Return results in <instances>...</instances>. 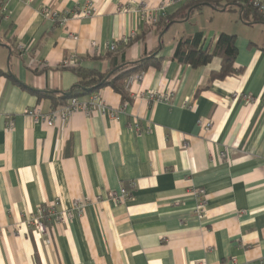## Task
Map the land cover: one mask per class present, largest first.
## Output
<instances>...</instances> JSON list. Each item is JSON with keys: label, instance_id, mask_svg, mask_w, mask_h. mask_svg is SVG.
Listing matches in <instances>:
<instances>
[{"label": "crops", "instance_id": "crops-1", "mask_svg": "<svg viewBox=\"0 0 264 264\" xmlns=\"http://www.w3.org/2000/svg\"><path fill=\"white\" fill-rule=\"evenodd\" d=\"M202 1L0 0V264H264V24L205 5L159 39L139 12L144 3L163 19ZM89 4L94 11L78 16ZM44 7L66 22L46 19ZM195 32L209 49L220 33L236 37L233 75L209 83L218 58L199 68L170 59ZM160 40L161 67L125 86L126 100L110 87L97 92L103 114L76 111L51 128L25 115L54 110L34 91L75 85L61 66L106 73L120 52L135 62ZM149 92L170 99L150 101ZM48 206L71 218L43 220L41 234L28 222Z\"/></svg>", "mask_w": 264, "mask_h": 264}, {"label": "trees", "instance_id": "trees-1", "mask_svg": "<svg viewBox=\"0 0 264 264\" xmlns=\"http://www.w3.org/2000/svg\"><path fill=\"white\" fill-rule=\"evenodd\" d=\"M221 1L224 3L221 4ZM210 6L213 9H227L236 7L240 12V20L244 24H264V16H262L254 7L253 2L244 1L234 3L230 0H205L202 2H188L182 6L178 14L174 17H166L159 19L155 26H159V34L173 23L187 20L192 13L199 11L203 6ZM219 10V9H218ZM236 37L227 33H220L212 47V49L204 48L203 34L195 32L185 38H179L174 47L171 60L179 64L189 65L191 68H199L210 63L213 58L220 60V68L216 72H212L209 76V83L221 81L235 73L233 69L234 61L237 56ZM162 42L147 56L135 61L124 62L123 52L116 55L121 61L113 65V68L106 73H100L93 69H86L80 65L61 66L63 70H69L77 79L67 92H47L34 91L39 99H49L52 109L63 106L70 98H83L92 93L99 92L101 89L110 87L113 91L120 94L126 100L127 92L125 83L128 78L135 75H141L149 68L159 69L164 58L159 56L161 52ZM43 67L41 71H45ZM36 70H34L35 72Z\"/></svg>", "mask_w": 264, "mask_h": 264}, {"label": "built area", "instance_id": "built-area-1", "mask_svg": "<svg viewBox=\"0 0 264 264\" xmlns=\"http://www.w3.org/2000/svg\"><path fill=\"white\" fill-rule=\"evenodd\" d=\"M234 3H241L244 1L253 2L254 7L257 9V11L264 16V1L262 0H230ZM1 13L3 14L5 12V7L0 8ZM94 11V8L92 4H89L86 8L83 10H80L78 12V16H89ZM139 12L145 22L149 26L155 25L159 20V15L157 14L156 10L147 4L141 3ZM42 15L50 20L53 23H60L64 24L67 20L66 16H59L58 12L52 10L51 8L44 7L42 8ZM117 43H111L108 46L109 51L113 52L116 49ZM21 54L26 53L25 48L20 47ZM37 69H42L44 66L42 64H35ZM141 75H135L131 76L126 80L125 86L126 88L133 82L140 81ZM148 100L154 101V102H167L170 99L169 93H153L149 92L147 95ZM100 110L101 114L104 113V105L103 102L100 100V97L97 92L90 94L87 97V101H80L79 98H70L64 106H62L59 109H55L51 111L48 115H44L40 109L38 108H32L25 112V115L32 119L34 122H43L47 127L51 128L56 125V123H63L65 122L72 113L76 111H81L85 114H88L89 112L93 110ZM209 124L206 125L208 127ZM13 127L12 122L10 121L7 130L10 131ZM122 197H125L128 193L125 189L121 190ZM194 195L197 200L195 213L196 215L201 218L205 211L206 206V199L205 194L203 190H196L194 192ZM110 199L117 201L118 198H116L114 193L109 194ZM121 198L119 199V201ZM85 207V201L81 199H76L72 202V208L76 210L79 214L82 213L83 209ZM71 218V214H57L53 210V206H48L45 208H40L38 211V216L32 218L29 222V226H33L39 233L44 234L46 231V226L43 220H53L57 224L64 225L66 224V221Z\"/></svg>", "mask_w": 264, "mask_h": 264}, {"label": "rangeland", "instance_id": "rangeland-1", "mask_svg": "<svg viewBox=\"0 0 264 264\" xmlns=\"http://www.w3.org/2000/svg\"><path fill=\"white\" fill-rule=\"evenodd\" d=\"M205 14V13H204ZM204 17L202 18V21L201 22H205V15H203ZM194 19H192V21H193Z\"/></svg>", "mask_w": 264, "mask_h": 264}, {"label": "water", "instance_id": "water-1", "mask_svg": "<svg viewBox=\"0 0 264 264\" xmlns=\"http://www.w3.org/2000/svg\"><path fill=\"white\" fill-rule=\"evenodd\" d=\"M168 27V26H167ZM167 27L164 29V31L167 29ZM164 32H162L159 36V39L161 38V36L163 35Z\"/></svg>", "mask_w": 264, "mask_h": 264}]
</instances>
